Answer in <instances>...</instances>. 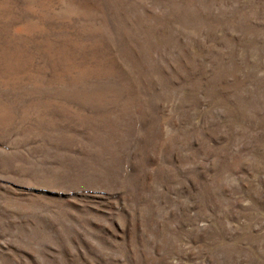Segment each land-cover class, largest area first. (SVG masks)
I'll return each mask as SVG.
<instances>
[{
    "label": "rangeland",
    "instance_id": "1",
    "mask_svg": "<svg viewBox=\"0 0 264 264\" xmlns=\"http://www.w3.org/2000/svg\"><path fill=\"white\" fill-rule=\"evenodd\" d=\"M0 264H264V0H0Z\"/></svg>",
    "mask_w": 264,
    "mask_h": 264
}]
</instances>
